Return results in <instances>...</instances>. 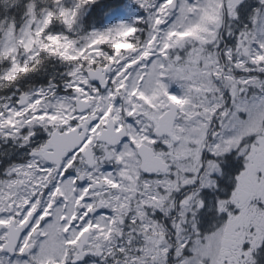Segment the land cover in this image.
I'll use <instances>...</instances> for the list:
<instances>
[{
  "label": "snow or ice",
  "instance_id": "snow-or-ice-1",
  "mask_svg": "<svg viewBox=\"0 0 264 264\" xmlns=\"http://www.w3.org/2000/svg\"><path fill=\"white\" fill-rule=\"evenodd\" d=\"M0 264H264V0H0Z\"/></svg>",
  "mask_w": 264,
  "mask_h": 264
},
{
  "label": "trees",
  "instance_id": "trees-1",
  "mask_svg": "<svg viewBox=\"0 0 264 264\" xmlns=\"http://www.w3.org/2000/svg\"><path fill=\"white\" fill-rule=\"evenodd\" d=\"M106 4H118L120 0H105ZM108 19L107 14L104 12L103 9L99 10L95 16H93L90 20L92 25L100 26L103 22Z\"/></svg>",
  "mask_w": 264,
  "mask_h": 264
}]
</instances>
